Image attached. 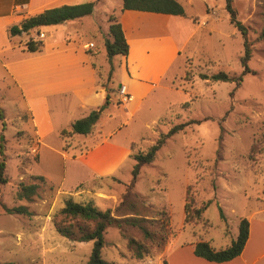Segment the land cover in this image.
Masks as SVG:
<instances>
[{
	"label": "rangeland",
	"instance_id": "rangeland-1",
	"mask_svg": "<svg viewBox=\"0 0 264 264\" xmlns=\"http://www.w3.org/2000/svg\"><path fill=\"white\" fill-rule=\"evenodd\" d=\"M177 1L185 14L171 15L167 29L178 41L184 38L187 41L162 84L142 100L132 117L119 107L118 100V104L110 105L105 111L108 103L100 118L104 124L102 133L85 136L78 140L77 146L78 138L72 136L67 139L69 145L64 151L70 157L79 154L85 150L82 146L89 148L117 130L107 140L131 142L129 158L115 173L91 177L65 193H58L57 186H72L82 174L80 167L67 164L69 158H62L61 148L57 146L63 139L56 133L48 135L53 149L42 146L37 158L36 148H30L34 130L25 101L13 83L6 84L9 78L0 65V108L4 115V129L0 121V134L5 139L3 156L7 177V182L0 186V200L7 207L24 205L33 212L32 216L0 212L1 262L85 263L92 242L60 235L51 221L68 196L101 210L109 208L115 217H138L152 231L153 239L146 240L132 224L123 223L121 228L107 226L101 256L116 263L162 264L169 251L164 254L169 240L173 246L186 240L203 239L216 248L224 247L236 237L241 217L251 220L256 241L264 236V42L258 39L264 26V0H232L236 18L246 27L252 49L248 61L251 71L242 76L234 90L233 81L200 77L218 71L238 75L242 71L243 36L231 23L225 0ZM120 3V0L103 3L100 0L95 13L100 24L105 20L102 7L111 6L114 10L110 12L116 15L120 13ZM195 15L198 21L193 19ZM86 19L89 25L92 20ZM141 20L135 23L141 24L142 30L146 24L164 26L160 19H156V24L145 17ZM127 32H130L128 26ZM91 38L96 44L94 54H98L95 63L98 74L101 73L102 83L111 87L118 74L123 73L121 55L113 56L110 63L104 48L105 33L96 31ZM106 113L113 116L108 119ZM191 119L201 122L189 124L167 138L156 151L154 160L141 166L133 187H129L135 163L132 155L145 153L172 125ZM37 174L45 175L46 179L41 181ZM18 182L38 183L36 194L30 200L16 199ZM186 202L189 207L208 203L197 222H184ZM218 206L224 219L220 218ZM160 211L165 214L161 215ZM161 224L167 227L166 232ZM129 237L145 244L148 252L142 258L133 255L127 242Z\"/></svg>",
	"mask_w": 264,
	"mask_h": 264
},
{
	"label": "crops",
	"instance_id": "crops-1",
	"mask_svg": "<svg viewBox=\"0 0 264 264\" xmlns=\"http://www.w3.org/2000/svg\"><path fill=\"white\" fill-rule=\"evenodd\" d=\"M88 1L94 2V9L89 15L41 26L27 33L16 35L9 33L12 25H18L24 18L37 14L45 8ZM101 2L103 3L104 0ZM120 2V13L116 15L110 12L114 10L111 6L103 4L102 15L105 20L100 24L95 17L100 0H0V65L9 78L6 84L13 83L20 90L21 99L25 101L34 130V139L31 140L30 148H36L37 158L40 157L42 146L53 149L51 142H48V135L56 133L60 137L61 129L101 106L106 99L101 73L98 74L95 66L98 54H94L96 44L91 36L96 31H101L105 33L106 38H110L109 15L112 14L120 22L128 43V53L126 56L121 55L120 64L123 73H119L116 82L111 83L109 105L105 111L109 110L110 105L118 104V88L121 85L125 87L130 98L127 102L118 105L128 113L129 117H132L142 100L162 84L170 67L179 57L182 48L186 46L187 38L180 42L167 29L171 14L122 10V0ZM159 15L167 17H159ZM141 17L154 20L152 24L158 23L156 19H160L164 22V26L159 28L146 24L142 30L141 24L135 23V21L141 22ZM86 18L92 20L89 25L85 23ZM193 19L199 20L196 15ZM202 20L200 22H203ZM127 26L130 27L129 33ZM24 35L27 39L40 41L36 52H28ZM89 43H93V46H88ZM52 106L55 108L53 113ZM104 113L103 109L94 125L95 131L86 135H73L78 138L76 146L78 140H82L85 136L89 137L93 132L102 133L104 124L100 120ZM106 114L108 119L113 116L110 113ZM113 133L109 132L89 148L82 146L85 150L75 154L74 157L71 156L72 158L62 149L63 140H61V144L57 147L61 148L59 152L62 158H69L67 164L77 165L82 174H79L78 180L69 188L59 184L58 193H65L91 177L113 174L120 168L129 158L131 142L121 144L108 141ZM37 175L46 179L43 174ZM248 221V238L242 252L233 259L224 262L207 261L194 255L196 241L186 240L173 246L169 240L164 254L166 250L169 251L162 264H264V236L256 241L252 222ZM171 256H173L172 260Z\"/></svg>",
	"mask_w": 264,
	"mask_h": 264
},
{
	"label": "trees",
	"instance_id": "trees-1",
	"mask_svg": "<svg viewBox=\"0 0 264 264\" xmlns=\"http://www.w3.org/2000/svg\"><path fill=\"white\" fill-rule=\"evenodd\" d=\"M225 7L230 15V21L240 31L243 36V55L240 58L242 71L238 75H230L224 71H218L210 75L201 74L200 77L203 79H209L212 81H233L235 83L233 90L239 86L242 80V76L251 70L248 67V61L251 57V43L246 37V27L243 23L236 18V12L232 6V0H225ZM94 9V2H82L72 5H60L54 7H48L43 9L41 12L24 18L18 25H12L9 29L10 35L20 34L22 32H29L32 29L39 28L45 25H53L62 23L66 20L79 18L92 13ZM122 10H139L147 12H155L162 14L171 15H184V8L177 0H122ZM108 34L110 38L104 40V48L108 61L111 63L113 56L124 55L128 53V43L122 26L119 21L116 20L112 14L108 17ZM258 39L264 42V26L262 27ZM40 41H35L32 38L26 41V48L28 52L34 53L38 50ZM111 72V71H110ZM109 72V75H110ZM109 79V78H108ZM102 87L106 91V99L104 104L91 110L87 115L79 119L74 120L68 127L60 130L59 135L64 140L62 149L67 151L69 142L68 138H71L74 134H88L92 131L96 121L99 118L101 111L109 103V97L111 87L107 83H102ZM233 90L231 94H233ZM4 115L0 108V121L4 129ZM201 120H188L172 125L169 130L161 134L155 143H153L145 153H135L132 155L135 163L131 170V179L129 181V187H133L139 170L143 164L150 163L154 160L156 151L165 143L166 139L172 136L174 133L183 130L187 125L192 123H199ZM5 139L3 134H0V186L7 182L5 175V159L3 156V143ZM72 157L75 154H71ZM37 178L41 181L44 178L37 175ZM38 183H16V199L30 200L33 195L36 194ZM199 207H189V202L184 205V222L190 220L198 221L201 219L206 205ZM220 218L224 219V215L221 207L218 206ZM0 212H6L8 214H23L26 216H32L33 212L27 206L18 205L13 207H7L0 200ZM161 215L165 214V211H160ZM164 217L163 220L164 221ZM52 224L56 231L71 240L76 241H91L92 246L90 254L85 263L82 264H126L116 263L112 261L104 260L101 256V249L105 244L103 233L107 226L115 225L121 228L123 223H129L138 227L144 239L152 240L153 233L145 225L143 220L138 217H127L119 218L115 217L111 213V209L107 208L104 210L98 209L89 202L75 201L71 197H66L64 205L52 215ZM163 231H167V227L161 224ZM249 234V221L245 217H241L238 222V231L234 239L231 240L230 244L216 248L210 244L209 241L203 239H197L194 244L193 253L194 255L201 257L207 261L212 262H224L233 259L238 256L248 238ZM165 241V238L162 240ZM128 246L133 252V255L140 259L145 253L148 252L145 244L135 238L129 237ZM0 264H13L12 262H1Z\"/></svg>",
	"mask_w": 264,
	"mask_h": 264
},
{
	"label": "built area",
	"instance_id": "built-area-1",
	"mask_svg": "<svg viewBox=\"0 0 264 264\" xmlns=\"http://www.w3.org/2000/svg\"><path fill=\"white\" fill-rule=\"evenodd\" d=\"M88 46H93V43H89ZM130 96L129 94L127 93L126 89L124 86H119L118 88V101L120 103H125L129 100Z\"/></svg>",
	"mask_w": 264,
	"mask_h": 264
}]
</instances>
